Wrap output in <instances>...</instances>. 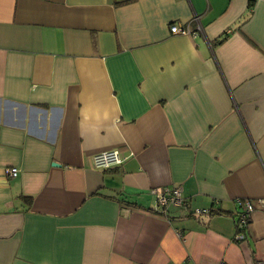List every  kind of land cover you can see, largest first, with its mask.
Instances as JSON below:
<instances>
[{"label": "crops", "instance_id": "crops-1", "mask_svg": "<svg viewBox=\"0 0 264 264\" xmlns=\"http://www.w3.org/2000/svg\"><path fill=\"white\" fill-rule=\"evenodd\" d=\"M260 262L264 0H0V264Z\"/></svg>", "mask_w": 264, "mask_h": 264}, {"label": "built area", "instance_id": "built-area-1", "mask_svg": "<svg viewBox=\"0 0 264 264\" xmlns=\"http://www.w3.org/2000/svg\"><path fill=\"white\" fill-rule=\"evenodd\" d=\"M197 19L196 17L194 20ZM201 30L200 25L197 24L195 28H190L188 25L179 26L173 24L170 26V33L179 34V35H189L195 36ZM125 156H122L117 149H108L98 153H95L92 156V164L94 168L98 170H109L116 166H119L124 160ZM8 174L12 177L17 175L18 169L16 167L8 168ZM156 195V209H158L161 213L166 212L168 206H176L179 208H187V199L184 198L181 194L180 186H172V187H157L153 190ZM254 206L250 200H244L243 202V210L237 216L236 219V235L235 238L237 240H243L246 226L250 219V214L253 211ZM207 212V210H196L195 213H203ZM225 264V263H220ZM258 264H264V262H260Z\"/></svg>", "mask_w": 264, "mask_h": 264}, {"label": "trees", "instance_id": "trees-1", "mask_svg": "<svg viewBox=\"0 0 264 264\" xmlns=\"http://www.w3.org/2000/svg\"><path fill=\"white\" fill-rule=\"evenodd\" d=\"M222 39H218L216 40L217 42H220ZM221 213H224L222 211H218V210H212V209H207V214L208 215H213V214H221ZM238 216V215H237ZM237 219V218H236Z\"/></svg>", "mask_w": 264, "mask_h": 264}]
</instances>
